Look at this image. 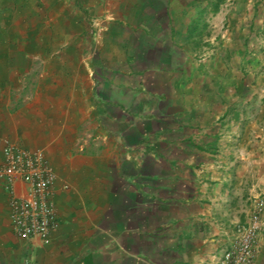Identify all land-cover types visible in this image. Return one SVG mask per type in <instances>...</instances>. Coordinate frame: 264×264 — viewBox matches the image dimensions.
<instances>
[{"label":"crops","instance_id":"1","mask_svg":"<svg viewBox=\"0 0 264 264\" xmlns=\"http://www.w3.org/2000/svg\"><path fill=\"white\" fill-rule=\"evenodd\" d=\"M201 4L0 0V158L43 150L59 224L15 237L0 179V264H217L264 205V17Z\"/></svg>","mask_w":264,"mask_h":264},{"label":"built area","instance_id":"2","mask_svg":"<svg viewBox=\"0 0 264 264\" xmlns=\"http://www.w3.org/2000/svg\"><path fill=\"white\" fill-rule=\"evenodd\" d=\"M0 179L8 189L13 235L23 240L38 238L48 242L59 224L53 190L56 173L43 150L29 149L6 139L1 151ZM18 182L25 184L23 192L17 190ZM67 187L63 185L64 189ZM263 206L259 201L248 220L235 226V238L217 264H253Z\"/></svg>","mask_w":264,"mask_h":264},{"label":"rangeland","instance_id":"3","mask_svg":"<svg viewBox=\"0 0 264 264\" xmlns=\"http://www.w3.org/2000/svg\"><path fill=\"white\" fill-rule=\"evenodd\" d=\"M202 4L201 6H218L220 8V11H218L217 14H212L211 11L206 12V18H211L210 20H213L214 18H220L221 19V25L216 26L214 28H211V32L209 31L207 33V37L212 38L216 37L219 38L228 32L231 31L232 26V20L234 18H237L238 20H244L251 19V20H257L261 19L264 12V0H201ZM244 6H250V8L246 11L242 10ZM214 8V7H212ZM245 8V7H244ZM251 11V12H249ZM250 13V14H249ZM249 16H252V18H249ZM257 23V21H255ZM256 29V27H255ZM257 30V29H256ZM258 32V35H264V23L263 26H261V29Z\"/></svg>","mask_w":264,"mask_h":264},{"label":"trees","instance_id":"4","mask_svg":"<svg viewBox=\"0 0 264 264\" xmlns=\"http://www.w3.org/2000/svg\"><path fill=\"white\" fill-rule=\"evenodd\" d=\"M216 7H217V6H216ZM216 7H215V8H216Z\"/></svg>","mask_w":264,"mask_h":264}]
</instances>
